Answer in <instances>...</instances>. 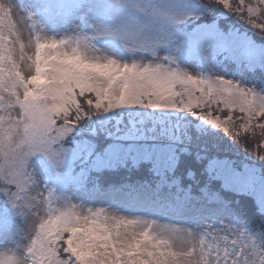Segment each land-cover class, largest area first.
<instances>
[{
    "label": "snow or ice",
    "instance_id": "1",
    "mask_svg": "<svg viewBox=\"0 0 264 264\" xmlns=\"http://www.w3.org/2000/svg\"><path fill=\"white\" fill-rule=\"evenodd\" d=\"M0 264H264V0H0Z\"/></svg>",
    "mask_w": 264,
    "mask_h": 264
}]
</instances>
